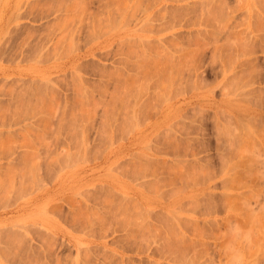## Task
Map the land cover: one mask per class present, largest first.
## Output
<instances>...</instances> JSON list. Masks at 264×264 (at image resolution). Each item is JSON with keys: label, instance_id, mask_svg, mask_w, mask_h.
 Here are the masks:
<instances>
[{"label": "rangeland", "instance_id": "rangeland-1", "mask_svg": "<svg viewBox=\"0 0 264 264\" xmlns=\"http://www.w3.org/2000/svg\"><path fill=\"white\" fill-rule=\"evenodd\" d=\"M263 195L264 0H0V264H264Z\"/></svg>", "mask_w": 264, "mask_h": 264}, {"label": "bare ground", "instance_id": "bare-ground-1", "mask_svg": "<svg viewBox=\"0 0 264 264\" xmlns=\"http://www.w3.org/2000/svg\"><path fill=\"white\" fill-rule=\"evenodd\" d=\"M145 28H146V27H145ZM141 30H142V29H141ZM119 33H120V32H119ZM123 33H124V32H123ZM125 33H126V32H125ZM125 33H124V34H125ZM127 33H128V31H127ZM132 33H134V31H133ZM113 34H114V33H113ZM129 34H130V33H129ZM120 35H121V34H120ZM120 35H119V36H120ZM134 35H136V34H134ZM108 36H109V35H108ZM122 36H123V35H122ZM131 36H132V35H131ZM110 37H111V36H110ZM124 37H125V35H124ZM133 37H134V36H133ZM135 37H136V36H135ZM107 38H108V37H107ZM113 39H114V38H113ZM115 39H116V38H115ZM118 39H119V38H118ZM127 39H128V38H127ZM131 39H135V38H131ZM137 39H138V38H137ZM73 40H74V39H73ZM124 40H126V39H124ZM71 41H72V39H71ZM126 41H128V40H126ZM129 41H130V39H129ZM110 42H112V41H110ZM113 42H114V41H113ZM120 42H121V41H120ZM69 44H71V43H69ZM97 44H98V43H97ZM103 44H104V43H103ZM104 45H105V44H104ZM107 45H108V44H107ZM110 45H111V43H110ZM107 47H108V46H107ZM103 49H104V47H103ZM103 49H102V50H103ZM79 54H80V53H79ZM96 59H97V57H96L95 53H91V54H88V55L86 54V55H83V56H79V57H77V58L74 60V63H75V62H81V61H87V62H90L89 60H96ZM72 63H73V62H71V64H72ZM71 64H69V66H71ZM77 65H78V64H77ZM77 65H76V66H77ZM78 66H79V65H78ZM80 67H81V66H80ZM65 68H66V67H65ZM60 70H61V69H60ZM69 70H70V69H69ZM77 70H79V69L77 68ZM58 72H59V71H58ZM178 109H180V108H178ZM167 116L170 118L169 113L167 114ZM167 116H165L164 121H167V120H168V119H166ZM168 117H167V118H168ZM161 118H162V117H161ZM161 121H163V119H162ZM157 123H159L158 125H160V122H159V121H157ZM157 123H156V124H157ZM161 123H163V122H161ZM164 123H165V122H164ZM168 123H169V122H168ZM156 124H154V125L157 126ZM155 126H154V127H155ZM160 126H161V125H160ZM165 126H166V123H165ZM154 127L151 126V128H152L151 131H152V132L155 131V130H153ZM158 127H159V126H157V128H158ZM159 130H160V129H159ZM145 132H147V130H146ZM148 133H151L150 130L148 131ZM148 133H147V134L145 133V134L148 135ZM249 133H250V132H249ZM141 134H142V133H141ZM257 134H258V133H257ZM262 134H263V133H262ZM150 135H151V134H150ZM230 135H231V134H230ZM247 135H248V134H247ZM249 136H250V135H249ZM142 137H143V136H141V138H142ZM147 137H148V136H147ZM147 137H146V138H147ZM229 137H230V136H229ZM240 137H241V136H240ZM138 138H139V137H138ZM231 138H232V137H231ZM235 138H236V137H235ZM247 138H248V137H247ZM250 138H251V137H250ZM242 139H243V138H242ZM248 140L250 141V139H248ZM248 140H247V141H248ZM254 140H255V139H254ZM232 141H233V140H232ZM248 143H249V142H248ZM243 144H244V143H243ZM245 144H246V143H245ZM135 145H136V144H135ZM231 145H232V144H231ZM240 145H242V144H240ZM246 145H248V144H246ZM262 145H263V144H262ZM132 146H133V145H132ZM254 146H255V145H254ZM245 147H246V146H245ZM229 148H230V147H229ZM235 148H236V147H235ZM232 149H234V148H232ZM237 149H238V148H237ZM253 151H254V150H253ZM249 152H250V151H249ZM250 153H251V152H250ZM138 154H139V153H138ZM237 154H238V153H237ZM245 154H247V153H245ZM143 155H144V154H141L142 158H143ZM235 155H236V154H235ZM238 155H239V157L242 156V154H241V155L238 154ZM243 155H244V154H243ZM247 155H248V154H247ZM178 156H179V155H178ZM245 157H246V156H245ZM252 159H253V158H252ZM254 159H255V158H254ZM243 160H244V159H243ZM179 161H180V160H179ZM238 161H240V160H238ZM241 161H242V160H241ZM258 161H259V160H258ZM172 162H173V161H172ZM230 162H231V161H230ZM248 163H249V162H248ZM255 163H256V162H255ZM246 164H247V163H246ZM251 164H252V163H251ZM149 165H150V164H149ZM228 165H229V164H228ZM249 165H250V164H249ZM141 166H143V165H141ZM152 166H153V164H152ZM250 166H251V165H250ZM253 166H254V164H253ZM253 166H251V167H253ZM226 167H227V165H226ZM255 167H256V165H255ZM145 168H146V167H145ZM144 170H145V169H144ZM147 170H148V169H147ZM139 171H140V170H139ZM137 172H138V171H137ZM142 172H143V171H142ZM228 172H229V171H228ZM228 172H227V173H228ZM237 172H238V171H237ZM152 174H153V173H152ZM245 174H246V173H245ZM144 176H145V175H144ZM256 176H257V175H256ZM262 176H263V175H262ZM229 178H230V177H229ZM181 180H182V179H181ZM181 180H180V181H181ZM232 181H234L233 178H232ZM186 183H187V182H186ZM235 185H237V184H235ZM247 187H248V186H247ZM226 188H227V187H226ZM253 188H254V187H253ZM250 190H251V189H250ZM129 192H131V191H129ZM129 192H128V193H129ZM131 193H132V192H131ZM133 194H135V193H133ZM145 195H147V194L145 193ZM145 195L141 193V195H140V197H139V199H140L139 201H141V202H139V204H140V203H141V204H143V203L145 204V203L149 200V199H147V197H146ZM259 195H260V193H259ZM133 196H134V195H133ZM138 196H139V195H138ZM150 196H151V195H150ZM263 196H264V195H263ZM148 198H149V197H148ZM128 199H130V198H128ZM137 200H138V199H137ZM153 201H154V199H153ZM148 202H149V201H148ZM148 202H147V203H148ZM150 202H151V198H150ZM150 204H151V203H150ZM262 204H263V203H262ZM110 205H111V204H110ZM145 205H146V204H145ZM165 205H166V204H165ZM263 205H264V204H263ZM138 206H139V205L137 204V207H138ZM163 206H164V205H163ZM143 207H144V205H143ZM165 207H166V206H165ZM167 207H168V206H167ZM110 208H111V207H110ZM246 208H247V207H246ZM249 209H250V208H249ZM102 210H103V209H102ZM168 210H169V209H168ZM243 210H244V208H243ZM105 211H106V210H105ZM110 211H111V210H110ZM150 211H151V210H150ZM115 212H116V211H115ZM124 212H125V211H124ZM167 212H168V211H167ZM250 212H251V211H250ZM106 213H108V211H107ZM248 213H249V212H248ZM114 215H115V214H114ZM114 215H113V216H114ZM121 215H122V214H121ZM123 215H124V214H123ZM114 217H115V216H114ZM117 217H118V216H117ZM119 217H120V216H119ZM119 217H118V218H119ZM249 217H251V216L249 215ZM102 218H103V217H102ZM128 218H130V217H128ZM128 218H126V222H127V219H128ZM139 218H140V217H139ZM114 219H115V218H114ZM124 219H125V218H124ZM124 219H122V220H124ZM249 219H251V218H249ZM262 219H263V218H262ZM116 220H117V219H116ZM118 220H119V219H118ZM128 221H129V220H128ZM130 221H131V220H130ZM253 221H255V220H253ZM259 221H260V220H259ZM133 222H134V221H133ZM128 223H129V222H128ZM135 223H139V222H136V221H135L134 224H135ZM129 224H130V223H129ZM249 224H250V222H249ZM251 224H252V223H251ZM136 225H137V224H136ZM136 225H135V228L138 229L137 226H139L140 224L137 225V226H136ZM250 226H251V225H250ZM250 226H248V227H250ZM133 227H134V226H133ZM125 230H126V229H125ZM130 230H131V229H129V230H127V231L130 232ZM135 230H136V229H135ZM135 230H134V231H135ZM134 231H132V232H134ZM137 231H138V230H137ZM193 232H194V231H193ZM134 233H135V232H134ZM128 234H129V233H128ZM129 235H130V234H129ZM132 235H133V234H132ZM174 236H175V235H174ZM130 237H131V236H130ZM134 237H135L134 239H136V236H135V235H134ZM162 238H163V239H166L165 237H161V239H162ZM172 238H173V237H172ZM131 239L134 240L132 237H131ZM259 239H260V238H259ZM178 240H179V239H178ZM134 241H135V240H134ZM168 241H169V240H168ZM168 241L165 240L164 243L161 244L162 249H165V250L170 249V248H169ZM260 241L262 242V239H261ZM136 242H137V241H136ZM136 242H135V243H136ZM256 243H257V242H256ZM187 244H188V243H187ZM105 245H106V242L103 243L102 246H103V247H106ZM141 245H142V244H141ZM258 245H259V244H258ZM255 246H256V245H255ZM173 248H174V247H173ZM162 249H161V250H162ZM144 252H145V251L142 250L140 253H141V254H144ZM120 259H121V260L123 259V255H121Z\"/></svg>", "mask_w": 264, "mask_h": 264}, {"label": "clouds", "instance_id": "clouds-1", "mask_svg": "<svg viewBox=\"0 0 264 264\" xmlns=\"http://www.w3.org/2000/svg\"><path fill=\"white\" fill-rule=\"evenodd\" d=\"M230 232L234 242L251 245L252 233L250 230H244L239 225L234 224L230 227ZM227 251L229 253V264H247L246 256L240 248L230 245Z\"/></svg>", "mask_w": 264, "mask_h": 264}]
</instances>
